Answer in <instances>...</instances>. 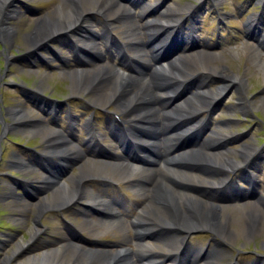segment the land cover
I'll return each mask as SVG.
<instances>
[{
	"label": "rangeland",
	"instance_id": "374dc122",
	"mask_svg": "<svg viewBox=\"0 0 264 264\" xmlns=\"http://www.w3.org/2000/svg\"><path fill=\"white\" fill-rule=\"evenodd\" d=\"M13 1L12 9L17 12L13 14V19L10 22L15 26V36L12 37L13 40L9 45L7 41L3 42L6 51L4 50L2 53L6 54L9 49L8 53L15 58L9 60V65L5 68L6 57L0 53V57L2 56L0 58V92L3 94V100H1L0 96V107L2 109L3 106H5L4 108L20 107L25 109L19 118V120H24L25 124H17L19 120L16 121L17 123L14 122L11 120L10 115L0 110V122L2 121V125L0 123V139L4 140L0 149V264H39L29 259L33 255L40 256L39 254L43 250L53 247L65 250L63 244L67 243V240L77 243L86 250L89 248L100 249L95 243L105 245V249L112 250L119 242L125 246L132 247V237L129 231L132 232L134 228L131 223H136L138 217L143 220L151 209L153 198L149 187L154 185L153 182L159 172L158 165L162 162L165 150L163 148L160 150L152 149V154L150 153L148 157L151 162L150 169L144 175L135 177L139 179L133 178L129 180L123 178L120 171L106 165L105 161H112V157L116 153L117 156H122L130 151L128 145L124 146L126 150L121 148L125 143L129 144L125 137V133L128 130L133 131V133L140 132L143 135L151 136L154 135L153 132L143 130V128H140V124H133L130 115L124 116L115 104L116 97L110 103L100 104L96 102V93L98 92L96 86H91L87 92L86 90L76 91L72 88L71 78L63 72V69H73L75 66H79L75 61L81 62L78 58L74 60L75 56L72 49L68 46L70 39L78 37L76 33H73L76 32V29L72 33H66L64 30L62 32L59 31L58 35L66 33V36L59 39L61 43L58 40L48 41L43 45L41 44L39 48L34 49L35 56L30 54L33 48L28 47L24 37L33 32L38 17L51 13L54 8L63 5V0ZM121 1L132 4L130 16L127 18L123 14L118 20H114V23H112L114 28L105 25L103 16L98 12V8L94 6V3L91 5L92 10L83 12L79 26L84 27L87 32L92 30L87 35L89 40L98 45L96 52L89 51L84 45L88 52L93 53L92 55H85L84 60L90 61V64L110 62L118 68L126 64L135 70L137 68V70L144 72L148 76L151 75L154 69L153 65L157 64L156 62L171 60L165 57L174 52L172 58L178 55H186L185 52L193 53V50H203L209 65H203L201 69L198 67L197 71L195 69L192 74L186 73L182 69L181 74L185 77L177 75V80L170 81V83L175 85V93L170 94L173 97L172 102L174 103L181 99L182 97L180 96L183 93L188 95L199 87L211 89L213 92L218 87H222V91L212 105L202 108L205 111L197 114L196 121L200 122L199 125L191 133L189 132L188 135L174 143L170 149L169 157L194 148L196 143H200L201 140L211 135V130H215L223 134L222 136L220 135L222 141L219 143L222 152L239 162L243 159L239 154V150L243 145L249 144L251 149L253 147L259 148L258 156L261 159L258 165L260 167L264 166V163H261L264 158V72L250 58L251 49L255 48L258 49L259 60L264 61V46L261 49L257 43V39L262 38L264 35V0ZM75 3H77V5L74 4L75 7L78 8L80 3L78 1ZM144 7H147L146 11H143ZM177 7L185 8H182V10ZM160 12L171 19L167 24L176 29L173 33L176 32L182 37L170 40L165 43L166 45L163 48L154 52L152 49L155 48L153 45L151 48L147 35L149 32L146 29V22ZM133 23L139 26L136 32L130 30V26ZM251 23H254V28L249 29V24ZM257 26L261 36L255 37L253 32L256 31ZM126 28H129L128 36L123 33ZM108 30H111L114 34L108 38L107 45H110L108 46L110 50H106L105 42V39H107L105 35ZM119 39L125 42L128 39H136L132 43H137L140 49L142 48L141 52L137 51L138 46L131 45V43H128L129 47L127 49H122L121 51L119 49V44L121 43ZM3 49L4 46L0 42V52ZM206 51L209 52L207 53ZM18 52H20V56H18ZM210 54L212 55L210 56ZM38 56L41 57V60L38 59ZM58 56H66L71 58V60L66 65L64 61L59 60L60 57ZM126 56L128 60L123 61ZM133 59H139V63L135 65ZM191 67L189 72L192 70ZM4 69L5 71L1 72ZM196 72L198 73L196 74ZM237 75L241 76V81L243 80L244 91L239 90L235 84L229 82V80L238 82L235 78ZM232 77L235 79L234 81L231 79ZM157 81L155 87L163 88L170 84L165 80ZM26 88L31 89L33 97L41 98L39 104H34L29 101V98L25 97L28 95ZM119 93L121 94L119 97L124 95L122 91ZM158 97L157 99H160L164 96ZM47 98L52 101H61L51 102ZM243 98H249V101L252 102L250 108L244 106L246 102ZM149 103L151 101L149 97H146L145 103L139 104V107L141 109L149 107ZM162 103L163 101L156 103L155 106L162 109ZM135 106L132 107L135 108ZM114 113L118 115L121 123H117ZM122 120H125V122L123 123ZM95 124L100 133H95L97 141H95V147H92L89 143L87 131L89 128L94 127ZM179 124L183 125L184 123ZM39 125H46L49 130H61L68 143L70 142L76 146L74 152L71 154L60 153L59 156L48 152V142L34 128ZM110 128L112 135L116 136L117 139L110 135ZM126 128L129 129L125 130ZM257 137H263L262 145L255 140ZM29 145H33V149H24L29 148ZM77 149H79V152H77ZM13 154H19L26 159L31 167L21 168L20 171L17 170L15 176L11 177L7 175V172L14 168L11 165L15 160L12 156ZM192 162V160L189 162L182 161L185 168L189 167L196 172L194 174L201 177H204L203 175H213L215 168H211L212 164L207 162L192 164ZM9 164L11 165L10 167L8 166ZM81 164L85 166L91 164L98 167L99 170H105L106 166V173L105 171H100L98 174H90L84 177L82 182L77 183L81 186L80 190L84 189L85 192L93 193L101 192L106 199L113 195L116 197V201L123 203V205H128V211L124 215L127 232L115 230L113 233L112 231H107L103 226H99L98 230H91L81 214L87 213V211L90 213L91 211L82 209L78 203L81 201L80 199H75L71 205H62L64 208L62 206H37L38 203L41 204L44 201L45 197H50L53 193L55 184L51 182L44 183L46 176H51L54 180L57 179L70 184L68 177L78 175ZM187 164L189 165L187 166ZM238 171L236 169L227 173L229 177L234 178L238 176ZM214 174L216 175V172ZM97 179L100 181H96ZM195 179V182H187L189 184L192 183V185L188 186L186 191L193 197L206 200L209 196V194H206L207 192L199 190L201 192L199 193L190 189L192 186L196 188L195 184L201 186L197 181L202 178ZM258 179L261 184L258 190L264 193V174L259 175ZM139 180H143L144 183L138 182ZM20 186L24 187L28 195L23 194L24 192ZM12 188L14 189L13 191H11ZM34 188L36 192L32 190ZM226 188L229 187L227 186ZM10 192L11 195L9 194ZM220 194L222 196H231L232 190L221 189ZM88 195L89 193L86 198H88ZM17 196H19V199L16 198ZM245 202L253 203L255 201L246 200ZM219 203L226 206H221L222 208L219 211L222 212L221 214H228L234 219L239 217L240 224L244 229L250 228L247 225L249 217L243 218L242 214L252 204H246L245 208L244 205L232 207L233 204L231 203H227L228 205L222 202ZM259 205L262 207L260 209L264 210V199ZM152 219L151 223L156 221L155 218ZM263 220L261 221L263 222ZM261 221L260 225H263L262 228H264V223ZM160 225L174 230L173 227ZM261 226L258 231L250 230L252 228L247 229V238L236 229L238 235L231 238L232 240L206 231L198 234L189 233L187 241L192 247H196L198 251L201 250V259H198L199 264H204L209 260L204 259L202 255H206L205 257L207 258L212 252H217V255L220 256V259H215L217 264H235V262L243 264L253 260L264 262V229ZM233 228L235 229L234 226ZM180 234L183 235L182 233ZM142 242L149 244L152 250H156L155 252H158L159 255H161L160 253L166 255L170 252L168 249L175 247L165 246L162 239H155V236L150 233L145 235ZM133 248L135 249V247ZM238 248L241 252H237ZM68 252V250H65V255H69ZM157 258V260L155 259L156 261L164 260L161 256H157ZM169 262L172 263L173 261Z\"/></svg>",
	"mask_w": 264,
	"mask_h": 264
},
{
	"label": "bare ground",
	"instance_id": "6f19581e",
	"mask_svg": "<svg viewBox=\"0 0 264 264\" xmlns=\"http://www.w3.org/2000/svg\"><path fill=\"white\" fill-rule=\"evenodd\" d=\"M76 1L80 3L79 4L80 8L75 7L74 4L77 5V3H75ZM13 2H14L13 0H0V16L3 18V20L0 22L1 30L6 35H8V37L11 40H13L12 37L15 36V29L14 26H12L8 22V20L11 18L10 16L15 14L17 11H14L15 9L12 10L6 7H13ZM62 3L63 5L57 6L51 11V13H46L43 16H40L35 24V29L33 30V32L27 34L24 37V40L29 48L31 47L37 48L41 44L43 45L46 41H50L52 39L51 36L56 31L62 32L64 30L66 32L71 33L74 29L80 28L78 27L80 22V17L82 16L85 10H92L91 7L92 3H94V6L98 8V12L104 14L105 24L107 27H111V26L113 27L112 23H114V20H118L120 17H122L123 14L126 15L128 18V16H130V9L132 8L130 4L122 2L121 0H63ZM182 8L184 9L185 7H179L178 9H182ZM144 10L146 11L147 7H144L143 11ZM170 21L171 19L169 17L167 18V15L165 16L164 13L160 12L154 18L146 22V29L149 32V34L147 35L149 38V42L151 44V48L152 45L155 48L152 49L154 52L163 48L166 45L165 43L169 42V38L171 36L170 31L174 29V27L167 24ZM138 29H139L138 25H134V23L131 24L130 26L131 31L134 30L136 32V30ZM91 32L92 30H88L89 34ZM128 32H129V28H126L123 31V33H126L127 36L129 35ZM111 33L112 31L108 30L106 32L105 38L109 36ZM136 39H128L127 40L128 42L119 39L121 42L119 44V49L121 51L122 49H127L129 47L128 43H131V45L138 46L137 43H132L135 42ZM79 40L80 43L83 45L85 44L90 51L92 52L97 51L98 45L92 42L91 40H89V36L84 35L80 37ZM263 42L264 39L258 41L259 45L261 44L263 45ZM141 49L138 46L137 51L141 52ZM206 52L208 53L209 51ZM185 54L186 55H178L170 61L156 62L157 64L153 65L154 71L152 70L151 75L148 76L145 75L144 72L137 70L136 66H135L136 70L126 64L123 65L122 67H119L120 68L119 69L118 67L115 66V64L110 62L109 63L99 62L98 64H90L89 63L90 61L85 62L86 63L85 66H75L73 69L70 70L63 69V72L70 76L71 86L76 91L89 90L88 88H90V86L94 84L97 79L102 78L103 83L97 88L98 92L96 93L95 101L100 104H106L108 102L110 103V101H112L117 96L115 99L116 102L115 104L121 110V113L124 116L130 115L133 124H140L143 125V127H145L144 129L151 131L154 130L153 131V134H155L154 137H146L139 134L132 135V139L138 142V146H139V142L142 141L145 144H150V146L152 147L153 141L151 142L144 138L155 140L154 143L158 146L159 143H161L158 134H162L167 142L166 147H169L171 143L178 140V138L183 133H185L188 130H191V128L194 127L195 125L194 111L197 110L196 109L197 105L198 107H204L206 105L211 104L216 97H219V94L222 91L221 87L217 88L214 92L211 89H204L203 87H199L195 89L192 92V94L187 95L186 97L174 102L173 104L169 102V98L167 97L166 98L167 104L173 105L172 107L168 108V110L165 109L167 107L165 103H162L161 105L163 108L162 110H159L158 107H155L153 97L165 96V95L167 96L169 93L173 92V87L171 85L170 87L165 86L163 88L155 87V83L158 82L157 80H159V82L165 80L167 83L170 81H175L177 80L178 77L177 75H183L181 74L182 69H183L182 71H186V73L192 74L194 73L195 69L197 71L198 67H200L201 69L203 65H209L207 62L208 59L205 58V52L203 50L200 49L193 50V53L185 52ZM211 55L212 54H210V56ZM250 58H252L260 66L261 70L264 72V61L259 60L257 49L254 48L251 49ZM192 65L193 67H191ZM190 67L192 68V70L189 72ZM203 71L205 72V70ZM197 73L198 72H196V74ZM235 78L238 80V82L237 81L235 82L234 81L235 79L233 77L231 79L234 82H232L231 80H229V82L235 84L236 87H240L241 85H243L242 84L243 80L241 81L240 77L236 76ZM99 83L100 81L97 84ZM92 87H94V85ZM121 90L124 91V95L121 96L124 97L122 99L119 98V95H121L119 91ZM146 97H149L151 103L148 104L149 107H145L141 109L139 107V104H143V102L145 103ZM134 105H136L135 108L132 107ZM10 110H11L10 115L12 120L15 119L17 120L18 119L17 115H20L25 111V109L20 107H13L10 108ZM160 111L163 112L164 115L163 121L164 122L166 121L169 124L167 125L166 128L164 127L165 124L159 125V127L157 125L156 127V123L154 124V122L151 121V118L155 119L156 121L159 120L157 115ZM186 119H189V121L192 122L191 126H186V128L185 127L180 128L181 126L179 125L172 126V124H175L177 121L186 122ZM19 121L22 122L20 123L19 122L17 123L16 121L14 122H16L19 125H22V123L24 122V120L22 119ZM34 128H36L35 130L39 131L43 135V137H45L46 141L48 142L47 149H50L49 150L50 152L60 154L61 152L64 151L66 153L71 154L76 149L75 148L76 146L74 144L70 142L68 143L65 140L63 133H60L58 131L56 132L54 130H49L46 125L44 126L39 125ZM43 128L46 129V131H44ZM56 133L57 134L60 133V135H57ZM219 134L223 135L220 132L219 133L217 131L214 132V135H219ZM90 138L93 140L94 135L91 134ZM218 142H219V138L217 139L214 138L211 141H208L206 145H203L201 151H197L196 149L185 151L177 156L171 157L168 160V165L167 166L163 165L161 167V174L156 179L157 186L160 185L161 188L158 187L157 191L154 189L156 193H155V199L151 201L152 202L150 209L151 211L149 210L147 212V217L143 218V220L141 219V217H138L136 219L137 220L136 226L140 233L138 232L139 236L138 237L136 236L137 239H135L136 240L135 250L125 245H118L116 250H104V249L86 250L80 247L77 243L67 240V243L63 244V248L69 251L68 252L69 255H65L64 249H60L59 247H53L48 250H43L42 253L39 254L40 256L33 255L29 260L33 262H41V263L43 262L49 264H134L135 263L134 260H130V259H134L131 256L133 257L137 256L138 259H145V260L151 259L156 255L164 258L165 255H162V253H160L161 255H159L158 252H155L156 250L155 251L152 250V247L149 244L140 241V238L143 237V235L141 234L142 230H152L160 227L159 226L160 224L174 226V227H185L188 229L195 227L211 229V230H215L218 234H221V236L223 237L226 236L228 239L234 238L236 235H238L237 230H239L240 231L239 233H241L243 236L247 238L248 228L244 229V227L240 224L241 221H239L240 220L239 217L237 219H234L232 218V216L230 217L228 214L223 215L221 214L222 212L217 211L218 208H216L212 203L214 199L215 200L217 199L216 195L211 194V199L209 200H205V199H204L205 201L201 199L197 200L193 197H190L189 192H187L184 189V187H187V185L180 183V182H190L192 181V177L195 176V178H197L200 176L194 174L196 173L195 171L193 172L189 168H185L184 167L185 165L183 166L182 161L202 159L215 165L217 164L223 167H229V165L227 164L232 162L233 159L231 157H222L226 153H222L219 150ZM137 148H139L137 149L138 151L144 150L143 148L140 147ZM242 150L245 156H247L248 153L250 152V148L247 146H244ZM77 152H79V149H77ZM132 156L133 159H123L120 161H116L114 163H109L108 161H106L105 163L112 164L113 167H115L118 171H120V173H122L124 178L137 177L143 174L144 169L143 168L139 169V166L134 164V161H141L140 156H138L136 153H133ZM220 158L221 159L225 158V159L220 160ZM23 163L25 168L31 167L29 163H25L23 160L20 161V159H18L16 165L21 166L23 165ZM188 165L189 164H187V166ZM79 168L80 171L78 175H72L68 177V180L71 182L70 184L65 183L63 181L60 185H57L53 190L52 196L45 197L44 201L42 202L43 204L38 203L37 206L42 207L39 205H44L43 207L45 206L59 207L62 205L63 206L69 205V203L73 202L72 200L74 198L82 200L81 198L84 197L82 194L83 191H81L82 193H79V190H77L75 182L80 179H83L84 177H87L90 174H98L100 171H105V173L107 172L106 166H105V170H99L98 167H95L94 165L91 164L87 166L81 164ZM137 170H138L137 173H133ZM46 178L49 179V177ZM199 182H203V181H199ZM206 183H210V186L213 187L214 183L219 184L221 182L217 183L212 181ZM197 185L195 184V186ZM94 194L95 196L91 198L92 199L91 201L89 200L88 204H91L92 207H95L98 210L99 214L96 216V218H92L89 213L83 215L88 227L93 228L97 226V223H99L100 225H104L106 229L119 227L120 230L126 231L127 227L125 225V220L113 218L109 214V210H107L109 207L108 205L109 203L107 202L106 199H104L103 194L101 192L100 193L95 192ZM258 202L259 201H255L254 203H252L250 207L247 208L245 206L246 209L244 208L245 210L243 211L242 214L243 218L246 216H249L251 218V221L253 222V227L256 228V231H258L259 227L261 226L260 221L264 219V210L260 209L261 206L259 205ZM63 206L62 208H64ZM173 206L176 208V210L173 209ZM107 214L108 216H110V219L108 218ZM152 218H155L156 220L153 223H151L153 220ZM142 221L148 222L149 224H144L142 223ZM262 223H264V220ZM233 226L235 227V229L233 228ZM262 229L260 230L262 231ZM163 241L165 246L167 247L175 246L176 248L175 251L178 252V249L181 245L180 238L167 235L163 239ZM153 246L155 245L153 244ZM209 256H210L209 259L212 260L210 262H207L206 264H217L216 260L220 259V256L217 255V252H212V254L210 253ZM185 259L187 258H184V261ZM143 264H149V263H143Z\"/></svg>",
	"mask_w": 264,
	"mask_h": 264
}]
</instances>
